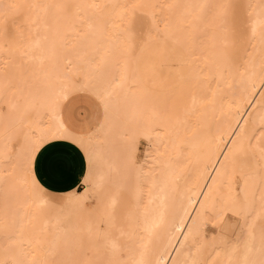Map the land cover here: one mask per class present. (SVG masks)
Wrapping results in <instances>:
<instances>
[{
    "label": "snow or ice",
    "instance_id": "6c2138e0",
    "mask_svg": "<svg viewBox=\"0 0 264 264\" xmlns=\"http://www.w3.org/2000/svg\"><path fill=\"white\" fill-rule=\"evenodd\" d=\"M0 264H264V0H0Z\"/></svg>",
    "mask_w": 264,
    "mask_h": 264
}]
</instances>
